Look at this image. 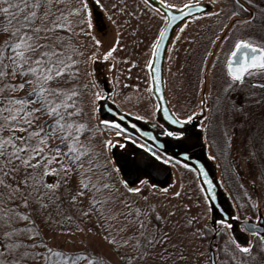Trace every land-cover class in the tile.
Returning <instances> with one entry per match:
<instances>
[{
	"label": "snow or ice",
	"instance_id": "6c2138e0",
	"mask_svg": "<svg viewBox=\"0 0 264 264\" xmlns=\"http://www.w3.org/2000/svg\"><path fill=\"white\" fill-rule=\"evenodd\" d=\"M92 2L103 7L100 0ZM149 2L145 0L146 5ZM159 3L166 4V0ZM234 3L237 11L232 17L247 10L240 0ZM166 7L181 11L163 17L153 55L177 21L184 24L183 32L191 22L219 15V11H208L210 5L201 0ZM236 24L255 28L256 16L253 13ZM93 27L90 0H0V264H177L188 259L184 255L188 236L203 249L198 253L201 264H257L264 255V233L258 224L242 228L245 242L241 243L233 223L223 216L212 218L207 201L205 216L212 226L204 223L193 227L199 223L196 217L172 219L178 210L171 201L181 197V191L169 196V188L158 187L150 177L153 170L160 171L156 161L174 163L175 157L158 154L152 148L147 149L149 158L127 152L109 155L114 145L125 147L112 139L105 140L103 148L97 146L100 125L122 139L133 137L116 120L96 117L100 109L97 102L104 96L91 92V114L85 112L82 89L90 86L80 83L84 61L80 59L82 45L76 38L89 36L99 46L101 41L92 35ZM259 27L264 31V21ZM114 50L105 52L103 59ZM204 70L208 71L206 62ZM257 77L264 78V40L258 43L250 36L238 37L227 59L225 79L217 86L214 106L222 117L228 147L232 137L223 118L231 120L252 105L264 103V93L257 91L264 89V79ZM206 108V99L201 100L199 114L203 115ZM163 111L172 125H182L198 115L193 112L181 118L170 114L168 108ZM204 119L210 121L211 116ZM161 134L188 139L185 129H162ZM179 155L188 156L189 152L184 150ZM249 157H255V149L250 150ZM207 191L212 192V188ZM207 199L215 200V196ZM252 207L258 208V204ZM36 218L46 227H59L61 232H71L66 225L77 221L95 223L109 252L97 251L91 244L74 253L53 249ZM261 219L256 216L257 221ZM182 228L188 231H179ZM249 234L253 239H247Z\"/></svg>",
	"mask_w": 264,
	"mask_h": 264
},
{
	"label": "rangeland",
	"instance_id": "374dc122",
	"mask_svg": "<svg viewBox=\"0 0 264 264\" xmlns=\"http://www.w3.org/2000/svg\"><path fill=\"white\" fill-rule=\"evenodd\" d=\"M166 1L170 4L186 2V0ZM205 1L212 4L213 8L211 11H219V15L204 17L198 19L197 22H191L188 28L184 29L185 32H180L181 27L179 25L176 29V35L180 34L179 36L181 37L182 33H187V36L192 37L198 31L196 26L206 28L217 26L220 17H229L228 21L230 22L235 20L236 17H232L231 15L233 11H237L233 0ZM100 3L103 7L95 5L90 0L94 25L91 32L96 39L101 41V44L99 46L94 45L93 40L86 35H80L76 38V42L82 45L80 51L83 55L80 59L84 61L80 65L82 72L80 83H87L90 86L89 88L82 89L85 100V112L91 114V92H96L104 96V98L108 97L121 111L128 115L137 119H139V116H144L145 119L143 120L152 122L157 116L158 108L156 107L157 102L152 93L149 67L153 44L162 21L159 23L157 19V30L154 35L152 32L154 29L153 20L151 21L153 15L144 0H100ZM256 5H261L262 7H258L259 9L256 13L257 26L254 28L253 33H264L259 27L261 21H264V0ZM234 25L242 26L239 24ZM253 39L260 42L263 40V35L253 34ZM176 41L173 42L171 47L169 65H166L165 73L167 85H169L168 90L171 94L170 103L181 114L183 113L184 106L187 105L186 96H189L190 92L194 93V85L191 81L187 82L186 74L188 73V69L191 68L184 67L181 64L182 43L181 41L176 43ZM193 41H195L194 38L191 42ZM191 46H193V43ZM113 47L115 50L111 56L107 60H104L103 54ZM92 53H95L94 59L92 58ZM210 63H212L211 60ZM203 68L205 69V67ZM203 68L199 67V71H202ZM212 70L213 66H210V69L206 73L210 76ZM93 84H95V88H91ZM99 102L97 103L99 104ZM253 106H260L261 111L264 113V103ZM95 115L99 120L105 119L101 115L100 110ZM92 123H96V121L93 120ZM99 127L101 131L95 138V143L98 147L103 148V143L107 139H112L114 142L118 141L125 146L121 148L114 145L108 153L109 155L118 151H127L133 154L139 150L147 151L146 148L142 149L140 147L141 143L135 138L132 140L122 139L116 136L114 132L105 130L103 125ZM167 167L170 173L165 183L154 181V178L150 177L152 182L156 183L158 187L167 186L169 188V196L173 191H181V197L172 199L171 201L172 205H175L178 210L177 216H174L172 219L177 220L179 218L180 220H184L188 217H196L199 223L194 224L193 227H199L204 218L205 210L203 209V205H201L203 195L199 188L197 177L193 172L185 170L182 167L178 168L170 163ZM228 178L231 184L233 179L231 177ZM157 179L160 180V177ZM262 180L263 178H253L252 182L258 184L260 187L264 184ZM181 185L183 186L182 189ZM242 186L241 184L240 187ZM161 202H163L162 198ZM183 205H188L189 207L184 209ZM36 221L44 232L45 237L53 245L59 242L71 247H84L91 244L97 251L109 252V246L101 240L99 235V225L95 223H89L87 220L77 221L66 225V227L72 229L71 232H61L59 227H46L40 218H36ZM90 228L92 229L91 232L88 231ZM179 231L187 232L188 230L182 228ZM189 241H192V243H189ZM202 250L194 238L188 236L184 248V255L188 259L178 261L177 264H201V258L198 257V253Z\"/></svg>",
	"mask_w": 264,
	"mask_h": 264
},
{
	"label": "flooded vegetation",
	"instance_id": "af4514ba",
	"mask_svg": "<svg viewBox=\"0 0 264 264\" xmlns=\"http://www.w3.org/2000/svg\"><path fill=\"white\" fill-rule=\"evenodd\" d=\"M157 1L159 2V0ZM201 2L210 4L205 0H201ZM259 2L261 3L262 0H240V3L244 5L245 9L247 10L240 11L235 20H232L231 22L228 21L229 17H220L217 26H211L207 28L203 26H196L198 31L192 36L195 40L193 42H191L193 38L191 36H187V33H182L181 37L179 36L180 34L176 35L177 27L180 25V27L183 28V23L180 22L176 26L167 47L164 67L166 68V65H169L170 50L173 42L175 40H177L176 43L181 41L182 60H180V62L184 67L192 69H188L186 78L188 79L187 82L191 81L193 83L194 93L190 92L188 94L189 96H186L187 105L184 106V110L182 111L183 113L179 114L174 109V106H172L170 103L171 94L168 90L169 85H167L165 73L167 98L170 107L176 116L183 118L184 116L191 115L193 112H197L198 115L194 116L191 121L184 123L181 128L186 130L188 139H178L174 137H168L167 135H162V129L175 128L159 122L157 116L154 121L149 122L161 138L170 140L173 143L182 142L183 144H186L192 148L203 147L205 151V157L212 168L217 182L219 183L220 190H222V196L220 195L219 198L220 202H222L224 205L223 209L214 207L210 200L207 199L208 197L205 189L199 180L196 170L192 166L184 163L182 160L175 157L171 152L169 153L167 150L165 151L161 148H158L153 143H148L141 140L140 138L135 137L139 143L146 145V149L152 148L154 151H157L158 154H167L169 156L175 157V162L170 163L171 165L173 164V166L175 165L178 168L182 167L185 170L193 172L198 179L199 188L203 195V201L201 203V205H203V209L205 210V203L207 201L208 206L212 209L211 216L214 220H219L223 216L224 219L233 223L235 228L234 234L238 237L241 243L245 242V234L242 231V228H247L252 224H258L259 230L264 233V184L259 187L258 184L252 182L253 178H263L262 181L264 183V113L261 111L260 106L252 105L246 109L244 114L235 116L231 120L224 117L223 122L227 125V131L232 137L230 147H228L226 146L223 128L221 126L222 117L220 113L215 112L214 106L216 102L215 98L217 95H219L217 86L222 82V80L225 79L227 59L232 51L235 39L238 37L249 36L253 39V34H257L263 35L264 40V33H253L254 28H249L247 26H234L237 20H246L253 13L256 16V13L259 9L258 7H262L261 5H256ZM153 3L155 4V8L152 7ZM181 3L183 2H179L176 5ZM167 4L170 3L166 1V4L163 5L166 6ZM147 7L150 9L153 15L151 21L153 20L152 23L154 29L152 32L155 35L157 30V19L159 23L162 21L160 27L158 28L160 29L164 26L163 17L166 14L159 7V5L152 0H150V2L147 4ZM210 7L211 8L208 11L212 10L213 5L210 4ZM195 15H200V13ZM195 22H197V20ZM220 23L222 24L221 26ZM221 28H224L223 32L220 31ZM157 34H159V31ZM225 36H228L229 39L225 40ZM217 37H220V39L217 40ZM213 40H216L215 44L212 43ZM255 41L259 43V41ZM192 43L193 46H191ZM151 53L150 65L153 59V50ZM209 53H211V55H209ZM210 60L212 63H210ZM205 62L207 63V67L209 66L208 70L210 69V66L215 65L210 76L203 68L205 67ZM196 67H198V69H196ZM199 67H202L203 70L199 71ZM257 79L264 78L257 77ZM257 91L264 93V89H257ZM204 99L207 101V108L205 109V113L200 115V101ZM234 99H236V97H234ZM239 99L243 100V97H239ZM205 115H210L211 120H205ZM202 124H210L211 127L202 128ZM252 149H255L254 158L249 157V152ZM172 151L174 150L172 149ZM144 153L150 156L147 151ZM149 156L147 158H149ZM167 165L169 166V164H165L163 166ZM170 169H172V167H170ZM154 173L158 177L161 176L160 171L158 173L154 171ZM152 177L156 180L153 174ZM228 177L233 179L231 184ZM241 184L243 185L242 187H240ZM253 203L258 204V208H253ZM220 210L223 211L221 212ZM256 216H261L262 219L257 221ZM245 217H247V219H245ZM204 223H209V226H212L205 215L201 225ZM247 239L251 240L253 237L249 234ZM260 260H264V255L258 258L257 264H260Z\"/></svg>",
	"mask_w": 264,
	"mask_h": 264
},
{
	"label": "water",
	"instance_id": "95a60500",
	"mask_svg": "<svg viewBox=\"0 0 264 264\" xmlns=\"http://www.w3.org/2000/svg\"><path fill=\"white\" fill-rule=\"evenodd\" d=\"M153 2L157 3L159 7L164 11L166 15L172 14V13H177L181 11V9H174V8H168L163 4H160L157 0H152ZM206 5H210L208 3H205ZM211 7H207V10H210ZM198 14L196 12L193 13V15ZM180 23V21H177L176 24L172 25L171 27L168 28L167 35L164 40H162L160 43L162 47L156 52L155 55H153V59L151 62V65L149 67V73H150V80H151V87H152V93L153 96L160 107L157 110V119L159 122L164 123L165 125H168L172 128H175L177 130H180L182 128V125H172L169 120L165 117V113L163 111L164 108L169 109V113L173 114L176 116L169 104L168 98H167V93H166V87H165V67H164V61H165V55L167 51L168 44L172 38V35L174 33V30L176 26ZM157 69H159L157 73ZM158 75L159 79L158 81L154 80V76ZM159 88V91H156V89ZM100 105V112L101 115L105 119H111V120H116L117 122L121 123L122 127L127 129L128 132L134 134L136 137L140 138L141 140L148 142V143H153L155 146L158 148H161L163 150H167L169 153L171 152L175 157L178 159L182 160L184 163L189 164L192 166L199 177L200 182L202 183L205 192L207 194V197H210L212 195L215 196V200H210L211 204L216 207V208H222L223 209V204L220 202L219 196H222V190H220L219 183L217 182L214 173L212 171V168L207 161L205 157V151L203 147H189L186 144H183L182 142L180 143H173L170 140L161 138L157 131L150 125L149 122L145 120H140L137 118H134L127 113L121 111L112 100H110L108 97L104 98L102 101L99 102ZM135 124V128L132 127V125ZM144 132H149L151 133L150 136H144ZM155 137V139H153ZM170 147V149H169ZM172 149L174 151H172ZM188 151L189 155L188 156H183L179 155L182 151ZM123 152L127 151H118L116 154H120ZM129 155H136V154H143L145 158H147L149 155L144 153V151L139 150L135 154H131L127 152ZM159 162V163H157ZM156 163L159 165L160 168V173L161 176L160 180L157 179L158 176L154 173L155 170H153V176L156 178L154 181L157 182H163L165 183L169 172V169L164 163L160 161H156ZM163 166H161V165ZM202 169V171H201ZM207 173V175H205ZM212 181L211 185L207 183V181ZM211 187L212 192H208L207 189Z\"/></svg>",
	"mask_w": 264,
	"mask_h": 264
},
{
	"label": "trees",
	"instance_id": "16d2710c",
	"mask_svg": "<svg viewBox=\"0 0 264 264\" xmlns=\"http://www.w3.org/2000/svg\"><path fill=\"white\" fill-rule=\"evenodd\" d=\"M127 135L128 136H132L133 138H135L136 136L134 135V134H132V133H130V132H128V130H127ZM138 138V137H137ZM36 223H37V221H36ZM38 224V223H37ZM46 238V237H45ZM47 239V238H46ZM47 241H48V243H49V246L50 247H52L53 249H59V250H63V251H65V252H68V253H74V252H76L78 249H83V248H85V246L84 247H71V246H68V245H66L65 243H61V242H59L58 244H56V245H53V244H51V242L47 239ZM41 251H43V249H40ZM55 259V258H54ZM32 264H39V262H32Z\"/></svg>",
	"mask_w": 264,
	"mask_h": 264
}]
</instances>
